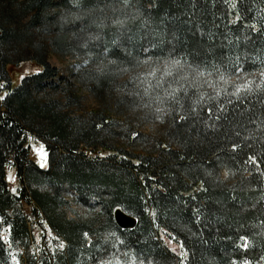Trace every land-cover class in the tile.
I'll list each match as a JSON object with an SVG mask.
<instances>
[{"label":"trees","instance_id":"16d2710c","mask_svg":"<svg viewBox=\"0 0 264 264\" xmlns=\"http://www.w3.org/2000/svg\"><path fill=\"white\" fill-rule=\"evenodd\" d=\"M21 44L29 56H14ZM48 47L89 59L75 84L100 99L131 93L136 74L125 76L146 59L177 62L161 102L167 143L142 155L107 142L111 117L67 110L74 83L44 97L58 74ZM24 61L36 70L16 83L8 67ZM246 75L256 76L241 84ZM0 97V264L32 237L24 204L39 236L62 242L38 264H99L111 244L92 221L66 217L70 191L86 207L99 200L105 229L142 264H264V0H0ZM117 208L136 225L118 226Z\"/></svg>","mask_w":264,"mask_h":264},{"label":"rangeland","instance_id":"374dc122","mask_svg":"<svg viewBox=\"0 0 264 264\" xmlns=\"http://www.w3.org/2000/svg\"><path fill=\"white\" fill-rule=\"evenodd\" d=\"M26 20L25 18L23 21ZM48 33L45 32L42 35L45 41L47 40L46 43L50 37ZM17 54L22 57L29 56L27 44H21L14 56L18 57L16 56ZM47 60L52 67L58 69V74L55 78L45 83L44 97L61 100L64 98L63 93L66 89L65 83H74L72 86L74 105L67 108V110L76 116L97 117L98 115H104L111 117L115 125V134H110L108 136V134L104 133L106 135L104 139L107 142L114 143L119 149H124L131 153H140L142 155H147L150 152L157 153L156 149H158L159 145L161 143H167L166 123L170 114L166 107L161 105V102L163 100L162 98L169 95V93L166 92L170 84V81H167L169 77L173 79L174 76L181 73V69L177 62L146 59L144 64L138 68L137 72L135 70V73L132 72L125 76L128 79L131 74L132 76L136 74L131 93H122L118 91L120 89L122 90V87L115 86V89L108 90L100 99L94 96L86 86L75 84L79 73L91 66L89 59L74 58L72 55H58L52 48L48 47ZM8 68L11 74L15 76L13 77L16 83L19 82L24 75L33 73L36 70L35 65L31 61H24L16 67L10 65ZM254 76L256 75H246L240 79V83L246 84L254 80ZM211 80L210 75H207L205 83L210 84ZM216 81L220 82L221 88H226L228 85L227 80L224 81L221 76L212 82L216 83ZM153 87H155V89L151 91ZM156 89H163L165 91L162 93V96L157 97L158 95H154L153 92L156 91ZM122 94L128 96L127 102H118L119 100L117 98ZM62 103H64V100H62ZM132 132H139L141 134V138L133 144H131L130 138L126 137ZM114 135L118 136L114 137ZM31 143L33 147V158H35L36 153L41 152V150L36 147V141L33 140ZM58 153L61 154L62 151L59 150ZM39 164L41 166L46 165L41 161ZM11 176L13 179V174H11ZM221 176L225 180L229 178V174L226 170L221 172ZM65 199L68 202L63 206V211L68 219L92 221L95 223V228L103 230L101 233L104 240L111 244L108 246L106 252L98 257L97 261L99 264H142L141 261L127 254L126 250L121 248L113 230L105 229V218L100 216L99 200L93 199L90 202L91 205L89 204V206L86 207L78 202L77 195L74 191L68 192ZM23 214L28 216L31 221L29 226L30 231H32V237L18 243L12 264H38V261L41 259L56 256L60 252V249H62L61 239L55 236L50 240L49 238L39 236L37 229L38 219L37 216L32 213L31 205H23ZM170 246L175 250L177 248V246L172 243H170Z\"/></svg>","mask_w":264,"mask_h":264},{"label":"water","instance_id":"95a60500","mask_svg":"<svg viewBox=\"0 0 264 264\" xmlns=\"http://www.w3.org/2000/svg\"><path fill=\"white\" fill-rule=\"evenodd\" d=\"M115 220L121 228H132L136 225V218L122 210L121 208H117L114 213Z\"/></svg>","mask_w":264,"mask_h":264},{"label":"snow or ice","instance_id":"6c2138e0","mask_svg":"<svg viewBox=\"0 0 264 264\" xmlns=\"http://www.w3.org/2000/svg\"><path fill=\"white\" fill-rule=\"evenodd\" d=\"M0 99H3V97H0Z\"/></svg>","mask_w":264,"mask_h":264}]
</instances>
